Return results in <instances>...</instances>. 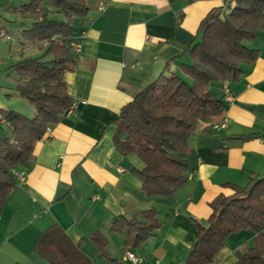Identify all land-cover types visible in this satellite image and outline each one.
<instances>
[{
  "label": "crops",
  "instance_id": "obj_1",
  "mask_svg": "<svg viewBox=\"0 0 264 264\" xmlns=\"http://www.w3.org/2000/svg\"><path fill=\"white\" fill-rule=\"evenodd\" d=\"M233 3L86 0L89 12L71 39L78 47H72L76 64L63 76L70 102L78 107L46 130L15 171L16 184L0 214V264H33V254L49 264L34 244L52 225L91 264H173L167 263L168 254L182 249L188 255L196 222L206 224L209 202L219 193L230 194L229 184L242 186L264 173V32L251 43L262 53L242 78L215 90L223 110L199 122L188 138L187 179L175 193H143L131 171L142 168L141 160L121 155L114 144L121 106L159 73L178 71L187 60L182 56L187 45L200 38L201 20L215 9L221 16L228 13ZM0 109L9 108L0 100ZM150 207L156 209L158 228L127 248L126 231H113L110 223ZM95 231L106 237L105 252L113 261L89 240ZM253 235L251 229L229 234L209 264H234L235 252L247 248ZM129 251L141 261L128 258Z\"/></svg>",
  "mask_w": 264,
  "mask_h": 264
},
{
  "label": "trees",
  "instance_id": "obj_2",
  "mask_svg": "<svg viewBox=\"0 0 264 264\" xmlns=\"http://www.w3.org/2000/svg\"><path fill=\"white\" fill-rule=\"evenodd\" d=\"M232 1L228 13L221 16L215 9L201 20L200 38L187 45L182 56L188 61L181 62L178 71L159 73L118 112L115 147L121 155L134 154L141 160L142 168L131 167V171L146 195L168 196L183 186L188 138L199 122L225 106L215 90L239 81L262 53L251 43L264 32V0ZM9 2L2 0L1 5L19 20L18 52L22 54L30 45L43 53L10 65L16 91L33 104L35 112L27 117L13 109H0V124L2 120L9 128L8 135H0V214L16 184V169L32 156L47 128L67 113L70 99L63 76L76 64L70 41L89 12L86 0H25L12 7ZM1 20L0 36L5 29ZM229 186L230 194L219 193L209 202L206 224L196 222L194 241L183 264L212 263L225 238L242 229L254 232L252 244L235 252L234 264H264V173L253 174L242 186ZM158 226L156 209L150 207L130 218L118 215L109 229L125 230L128 248L140 245ZM89 240L113 261L105 252L107 239L100 231ZM34 250L49 264H91L54 225L40 234Z\"/></svg>",
  "mask_w": 264,
  "mask_h": 264
},
{
  "label": "rangeland",
  "instance_id": "obj_3",
  "mask_svg": "<svg viewBox=\"0 0 264 264\" xmlns=\"http://www.w3.org/2000/svg\"><path fill=\"white\" fill-rule=\"evenodd\" d=\"M23 1L25 0H10L9 4L12 7ZM0 16V19H2L1 23L5 27L2 34L5 35L7 33L10 35V38H6L2 34L0 36V100L7 105L9 109H13L27 117H32L35 112L34 106L16 91L14 80L15 73L10 70V65L25 57H37L42 54L43 51L36 50L28 45L29 47H26L22 54L19 53L18 50L21 40L19 36V30L21 29L18 23L19 20L11 10L4 11L2 9ZM49 57L50 56L47 58ZM215 93L218 94L217 91H215ZM7 94H10V96ZM8 134V126L1 122L0 135L3 136ZM251 244L252 238L251 241L246 243V246H250ZM122 251L123 250H121V252ZM32 256L35 257V262L33 264H46L43 260L38 258L37 255L33 254ZM186 256L187 251L184 252L182 249H177L168 254L167 263L178 264V261L186 259Z\"/></svg>",
  "mask_w": 264,
  "mask_h": 264
},
{
  "label": "built area",
  "instance_id": "obj_4",
  "mask_svg": "<svg viewBox=\"0 0 264 264\" xmlns=\"http://www.w3.org/2000/svg\"><path fill=\"white\" fill-rule=\"evenodd\" d=\"M4 36H5L6 38H10V36L7 35V34H5ZM70 45H71V47H73V48H75V49H78V47H77L73 42H71V41H70ZM77 107H78V103H77V102H70L67 112H68V113H69V112H72L73 110L77 109ZM219 126L224 127V126H225V122H221ZM47 129H49V128H47ZM19 176H20V175L18 174L17 177H19ZM19 178H22V176H20ZM127 257L130 258V259H131L132 261H134V262L141 261V259L138 258V257H137L133 252H131V251L127 252ZM161 264H162V263H161ZM180 264H183V263H180Z\"/></svg>",
  "mask_w": 264,
  "mask_h": 264
}]
</instances>
